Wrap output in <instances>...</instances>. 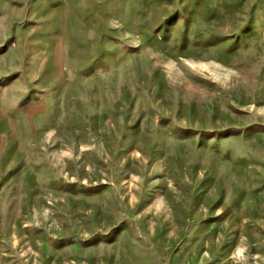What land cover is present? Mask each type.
<instances>
[{"label": "rangeland", "instance_id": "obj_1", "mask_svg": "<svg viewBox=\"0 0 264 264\" xmlns=\"http://www.w3.org/2000/svg\"><path fill=\"white\" fill-rule=\"evenodd\" d=\"M0 264H264V0H0Z\"/></svg>", "mask_w": 264, "mask_h": 264}]
</instances>
